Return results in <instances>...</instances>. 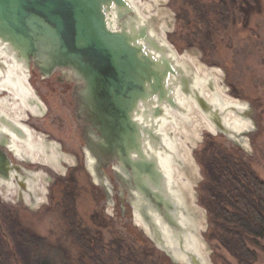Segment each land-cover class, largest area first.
Returning <instances> with one entry per match:
<instances>
[{"label": "rangeland", "instance_id": "1", "mask_svg": "<svg viewBox=\"0 0 264 264\" xmlns=\"http://www.w3.org/2000/svg\"><path fill=\"white\" fill-rule=\"evenodd\" d=\"M142 1L152 4L145 16L180 58L221 70L226 99L247 102L252 109L253 129L247 134L246 148L223 132L213 134L204 123L199 135L192 133L187 143L196 168L192 197L183 190L198 211L196 231L211 264H264V242L246 237L234 219L238 209L226 190H215L204 164L216 155L222 164L239 162L264 181V0ZM34 75L29 79L47 111L40 117L28 110L25 121L40 140L47 136L61 144L72 161L66 170L41 162L28 166L48 179L40 181L37 201L21 197L18 188L0 185V233L6 263H13L17 253H26L32 263L46 258L54 264H185L174 261L136 222L127 193L120 195L111 170L107 174L115 188L113 204L106 188L94 181L74 112L72 85ZM196 115L202 123L199 112ZM182 170L192 174L188 164ZM43 186L47 189L44 199Z\"/></svg>", "mask_w": 264, "mask_h": 264}, {"label": "water", "instance_id": "2", "mask_svg": "<svg viewBox=\"0 0 264 264\" xmlns=\"http://www.w3.org/2000/svg\"><path fill=\"white\" fill-rule=\"evenodd\" d=\"M113 15L119 29L111 26ZM0 45L42 78L62 70L77 82L81 90L74 112L85 151L94 160L95 176L111 181L107 174L111 170L120 195L127 193V201L133 210L137 207L150 230L162 241L166 227L186 251L188 264H205L197 252L185 249L190 230L181 221L160 159L151 151V146L164 144L154 119L165 113L167 105L181 109L176 96L179 86L185 95L195 97L220 132L240 143L232 138L222 110L193 91L191 78L170 57L169 47L152 34L131 1L0 0ZM141 113L152 124L139 120ZM15 136L27 139V128L0 112V179L7 181L15 174L35 176L5 149L10 143L20 160L12 147ZM192 231L196 230L192 227Z\"/></svg>", "mask_w": 264, "mask_h": 264}, {"label": "bare ground", "instance_id": "3", "mask_svg": "<svg viewBox=\"0 0 264 264\" xmlns=\"http://www.w3.org/2000/svg\"><path fill=\"white\" fill-rule=\"evenodd\" d=\"M130 1L142 16L143 22L151 27L152 34L169 47L170 57L173 58L179 66L183 67L185 72L191 78L193 91L205 95L209 102L222 110L226 125L232 131V138L239 142L241 146L246 148L248 145L247 134L253 129L252 120L248 114H238L235 109L247 110V112L250 113L252 109L249 103L239 102L238 100H234L232 98H230L232 101L226 99V97H228L227 88L224 84H222V77L220 74L221 70L209 69L208 67L206 68L201 64L195 62L192 63L190 60H186L187 58H182L183 56L181 58L184 61L181 60L179 57L180 55H178L176 50H174L173 47L167 42L165 36H163L155 28L152 21L145 16V13L147 16H149L147 9H150L152 6L149 1ZM161 1L164 0H153L152 2L155 3ZM110 19L112 24L111 26L117 29L118 23L114 15L110 16ZM29 76H31V72L8 52L6 46L0 45V112H3L23 123L28 130V138L23 139L15 136V138H13L12 147H14V151L19 159L30 161L37 160L43 164H47L55 168L58 161L57 155H59L57 144H51V152H49L50 154H46L43 141L38 138L39 133L35 134L34 136L32 129L23 122V120H29L28 110H30L34 115L40 117L44 116L46 113V108L37 95V92L33 94V92L28 88L30 87L31 89L35 90L30 82ZM215 78L218 80L219 87ZM178 88L179 86H176V96L179 104L181 105V109L175 110L167 105L165 106V113L154 119L158 131L163 136L164 144L158 148L151 146V151L152 154H156L160 159L163 171L167 176L168 189L179 204L181 221L190 230L191 237L189 234H187L185 237V249L194 250L199 256L205 259V264H211L206 251H204L205 248H203L200 243V238H198L199 236L197 235V231H192V227L196 230L198 211L197 209L195 210V207L191 204L190 201L192 199L190 200V197L187 198L186 195L188 194L191 196L192 194V180L194 173H196V168L193 164L194 159L192 157L191 148L187 143L188 141L192 140V133H195L196 135L200 134V125L203 123L208 127L209 130L213 131V134L220 132V130L215 126V124H213V122H211L210 114L205 113L200 108L195 97L193 95H185ZM3 89L5 91H10L12 94L10 93L9 95L1 97ZM198 112L202 117V123L199 119H197L198 116L196 113ZM137 118L147 124H152L150 120L145 119L142 113L138 114ZM18 143L23 144L24 148L20 147ZM27 149L30 152L27 151ZM33 150H35V154L33 153ZM85 157L88 169L93 173L94 181L106 188L109 200L111 204H113L115 188L112 180H99L93 172L92 166L94 160L89 155L88 151H85ZM65 158L67 162L71 163L72 160L70 156H66ZM185 161L192 171L191 175L182 170L187 166ZM37 174L38 172L35 171L34 177L26 178L21 174H15L12 180L7 181L0 179V185H6L13 188L15 187L14 182H16L19 188L22 189V187H25V191L29 194L32 201H37L38 195L35 194V191L33 190V184L37 178ZM42 188V198L44 199L47 189L44 186ZM183 189L186 191V195ZM19 194L21 197H23L22 193ZM24 199H26L25 196ZM134 216L136 217V222L140 224V226L142 224L147 233L163 250L170 252V255H172L176 261L188 264L186 251L179 248V245L175 242V240H173V237L166 230V227V237L161 241L157 236V233L154 230H150V228L145 224L141 214L137 210V207L134 209ZM155 216H157V214H155ZM157 219H159L158 216ZM191 240L193 241L191 242Z\"/></svg>", "mask_w": 264, "mask_h": 264}, {"label": "trees", "instance_id": "4", "mask_svg": "<svg viewBox=\"0 0 264 264\" xmlns=\"http://www.w3.org/2000/svg\"><path fill=\"white\" fill-rule=\"evenodd\" d=\"M204 164L207 166L215 190L220 188L226 190L228 199L238 209L234 219L244 228L246 237L253 242H264V181L239 162L227 161L222 164V159L216 155L209 157ZM224 229L227 230L226 227ZM235 234L240 236V231H235ZM2 243L3 238L0 233V264H54L46 258L32 263L26 253H20L21 256L17 253L13 263H6Z\"/></svg>", "mask_w": 264, "mask_h": 264}, {"label": "flooded vegetation", "instance_id": "5", "mask_svg": "<svg viewBox=\"0 0 264 264\" xmlns=\"http://www.w3.org/2000/svg\"><path fill=\"white\" fill-rule=\"evenodd\" d=\"M32 74V76H35L34 74H36L37 72L36 71H32L31 72ZM52 77H55L60 83H70L71 85H72V90H71V95H72V98H73V104L75 105L76 103H77V98H78V92L81 90V88H80V86L77 84V82H75V81H73L72 79H71V77L67 74V73H65L64 71H62V70H59V71H57ZM31 82V81H30ZM33 82V81H32ZM31 82V84L33 85V83ZM27 85V84H26ZM28 86V85H27ZM34 86V85H33ZM35 87V86H34ZM32 92H33V94H35L36 92H37V95L39 96V98L41 99V97H40V95H39V93H38V91H37V89L36 90H34V89H31L30 87H28ZM36 88V87H35ZM11 92L10 91H5L4 89H3V93L1 94V97H4V96H6V95H9ZM12 94V93H11ZM14 96V95H13ZM41 102L43 103V105L45 106V104H44V102H43V100L41 99ZM45 108H46V106H45ZM74 108H75V106H74ZM30 111V110H29ZM47 111V110H46ZM31 112V111H30ZM32 113V112H31ZM33 114V113H32ZM34 115V114H33ZM36 116V115H35ZM23 122L24 123H26L27 125H28V123L25 121V120H23ZM78 124H79V121H78ZM31 129H32V131H33V134H34V136H35V134H37V132H36V130L34 129V128H32L30 125H28ZM80 126V125H79ZM10 138H12V136L10 137ZM34 140V139H33ZM35 140H36V138H35ZM41 141H43V145H44V149H45V152H46V154H50L49 152H51L50 151V145L51 144H57V148H58V154L59 155H57L58 156V161H57V163H56V166L55 167H57V168H59L60 170H66V165L67 164H69V162H67V160H66V156H70L66 151H64V149L62 148V146H61V144H59L58 142H55V141H53V140H50L47 136H44L42 139H41ZM83 141H84V139H83ZM19 144V146L20 147H23L24 145L23 144H20V143H18ZM86 143H85V141H84V145H85ZM24 148V147H23ZM35 148H37V147H35ZM5 149H7L8 151H9V153L11 154V157L13 158V160H15V161H17V162H20L23 166H25V167H28L29 165H34V164H38L39 163V161H37V160H35V161H33V163H28L27 162V160H22V159H20V160H18L16 157H14V154L12 153V149L10 148V143L7 145V147H5ZM26 149V148H25ZM27 151H29L28 149H27ZM30 152V151H29ZM33 153L35 154V150H33ZM71 158V157H70ZM25 164V165H24ZM29 168V167H28ZM36 172H38V174H37V178H36V180H35V182H34V188H33V190L35 191V194H37L38 195V185L40 184V181L41 180H47L48 181V179L45 177V175H44V173L42 172V171H36ZM14 184H15V187H13V189H17L18 188V190H19V193H22V195H23V198H24V196H25V198L28 200V198H30V196H29V194L25 191V187H22V189L21 188H19V186L17 185V183L16 182H14ZM7 188H11V187H8L7 186ZM12 189V190H13ZM27 196H28V198H27Z\"/></svg>", "mask_w": 264, "mask_h": 264}]
</instances>
